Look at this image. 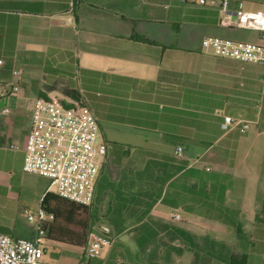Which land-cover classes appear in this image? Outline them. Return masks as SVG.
<instances>
[{
    "label": "crops",
    "instance_id": "0c3cea01",
    "mask_svg": "<svg viewBox=\"0 0 264 264\" xmlns=\"http://www.w3.org/2000/svg\"><path fill=\"white\" fill-rule=\"evenodd\" d=\"M220 18L189 0H0V232L35 238L26 211L54 191L23 162L32 99L51 96L43 57L57 49L76 58L107 145L90 232L108 224L114 242L85 259L45 237L39 264H264V65L216 55L205 37L264 39Z\"/></svg>",
    "mask_w": 264,
    "mask_h": 264
},
{
    "label": "built area",
    "instance_id": "2783aa9c",
    "mask_svg": "<svg viewBox=\"0 0 264 264\" xmlns=\"http://www.w3.org/2000/svg\"><path fill=\"white\" fill-rule=\"evenodd\" d=\"M199 5L216 7L221 13L220 24L230 28L254 29L264 39V5L247 9L243 0L231 10V0H189ZM207 45L219 56L243 62L264 65V43L247 42L209 35ZM5 61L0 58V67ZM13 90L20 89L22 71L12 70ZM233 123L225 116V126ZM30 131L25 144L23 169L50 178L54 192L84 205H92L96 193L102 159L107 145L98 140L99 125L88 105L77 101L65 102L57 96L37 95L32 99ZM249 125L245 124L244 128ZM183 147L178 146L176 155L181 156ZM29 220L40 224L33 239L12 236L0 232V264H39L45 249V231L41 228L46 212L26 211ZM177 218L180 217L176 213ZM90 232L88 241L82 246L85 259L97 257L113 245L114 236L108 224H100ZM80 264H85L81 262Z\"/></svg>",
    "mask_w": 264,
    "mask_h": 264
},
{
    "label": "trees",
    "instance_id": "16d2710c",
    "mask_svg": "<svg viewBox=\"0 0 264 264\" xmlns=\"http://www.w3.org/2000/svg\"><path fill=\"white\" fill-rule=\"evenodd\" d=\"M48 52L43 57L44 72L65 75L71 80V86L76 87L73 79L76 58L64 50L56 49L57 54L52 50ZM43 54L40 53L42 56ZM71 97L77 99L80 104H85L82 93H76ZM41 209L52 216L50 221H43L40 225L47 238L76 246L87 243L94 218L92 205L80 204L54 191H48L42 199Z\"/></svg>",
    "mask_w": 264,
    "mask_h": 264
},
{
    "label": "rangeland",
    "instance_id": "374dc122",
    "mask_svg": "<svg viewBox=\"0 0 264 264\" xmlns=\"http://www.w3.org/2000/svg\"><path fill=\"white\" fill-rule=\"evenodd\" d=\"M43 81L46 83L45 85L50 88L51 96L60 97L68 103L78 101L72 98L71 95H76V93L78 94L79 92L82 93L77 86L74 88L71 86V80L65 75L47 73L44 74ZM50 251H52V248L49 250V254H51Z\"/></svg>",
    "mask_w": 264,
    "mask_h": 264
}]
</instances>
